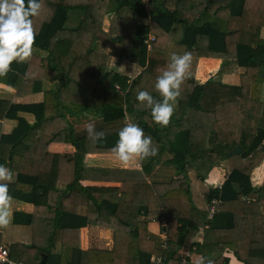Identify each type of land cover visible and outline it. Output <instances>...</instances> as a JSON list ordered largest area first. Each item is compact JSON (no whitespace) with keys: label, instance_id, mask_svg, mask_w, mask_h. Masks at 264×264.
<instances>
[{"label":"trees","instance_id":"1","mask_svg":"<svg viewBox=\"0 0 264 264\" xmlns=\"http://www.w3.org/2000/svg\"><path fill=\"white\" fill-rule=\"evenodd\" d=\"M152 2L153 8L144 0H43L41 13L34 18L33 55L25 63L13 62L11 71L0 77V83L15 88L19 96L43 93L42 101L33 104H11L0 99V165L8 166L14 174L9 194L32 204L35 211L56 212L47 248L32 242H14L6 246L0 233V245L9 250V261L24 264H177L183 258L180 249L189 233L199 231L197 224L190 229V224L182 220L184 223L177 231L169 233L167 249L157 246V255L143 253L138 240L133 241L140 238L139 232H132L136 215L141 217V208L137 207L132 219L125 218L124 214L132 211L135 194L151 188L144 178L145 167L144 173L142 170H119L124 178L116 189L84 187L79 181L85 175L79 171L85 154L112 153L118 133L127 123L126 112L136 116L144 130L160 135L157 125H149L146 116L151 115L150 110L137 106L136 91L146 90L159 99L154 89L157 70L167 66L172 53L190 52L195 60L225 57L245 72L237 85L224 82L220 73L219 78L208 79L196 87L192 76L184 82L181 95L190 92L191 96L179 99L177 107L181 119L189 120L188 126L175 131L169 138L172 140L167 142L168 148L181 157L172 164L180 172L192 162L212 167L227 159L233 148L242 147L239 155L244 162L229 173L220 188L210 189L206 199L208 202L214 197L221 200L212 220V225L216 223L212 230L218 236L226 234L230 238L235 213L226 210L224 204L251 199L250 203H245L243 211L247 241L219 240L216 245L224 249H234L238 245L234 252L245 264H264V213L260 212L264 208V183L255 186L251 178L254 168L264 158V103L260 100L264 84V38L261 36L264 0ZM188 8L192 14L188 13ZM98 13L112 15L108 30L101 28L96 19ZM98 43L107 46L109 51H97ZM113 57L136 63L141 71L131 79L109 67ZM45 84L55 86L45 87ZM87 111L94 116L84 120L105 133L100 141L89 140L86 127H76ZM20 112L34 114L35 120L29 122L18 114ZM68 114L74 117L73 122ZM4 118L17 120L10 133H2ZM176 121L179 123L178 119ZM210 121L216 126L212 136H220L217 142L212 147L193 146V141L204 140L209 134L207 129L193 127L206 128ZM61 133L77 147V152L48 151L49 142ZM63 159L72 162L68 173L73 175L67 180L54 175L62 173L59 165ZM48 164L52 165L54 173L46 169ZM83 171H91V177L100 180H113L116 174L112 169ZM61 181L66 189L59 187ZM179 189L178 185L175 191ZM65 190L70 192L66 195ZM83 191H114L119 197L113 204L106 203L112 206L108 207L96 202V194H93L94 204L83 211L78 210L79 204L70 207L66 204L65 200L70 197L71 201L80 199ZM50 193L55 196L54 201L59 199L55 209L51 208L54 201ZM128 202L130 204L126 205ZM24 216L26 221L25 218L20 220ZM30 218V212H15L13 224L30 225ZM112 218H116L115 224ZM89 224L112 229L114 246L84 250L80 233ZM203 247L204 244L198 245L196 252H201ZM155 256L164 258L155 263L152 260ZM209 259L217 264L211 256ZM221 261L220 264H229V258H221ZM188 263L191 264V257Z\"/></svg>","mask_w":264,"mask_h":264},{"label":"crops","instance_id":"2","mask_svg":"<svg viewBox=\"0 0 264 264\" xmlns=\"http://www.w3.org/2000/svg\"><path fill=\"white\" fill-rule=\"evenodd\" d=\"M145 1V0H144ZM152 5L146 4L153 8V0H150ZM100 14V13H98ZM106 15V14H105ZM108 18L110 16L109 14ZM110 16V17H109ZM109 25V24H108ZM103 29V28H102ZM106 30V29H105ZM264 30V28L262 29ZM261 36L264 38V31H261ZM103 49L109 50L107 46L103 44H97V51L100 52ZM116 60V58H112ZM111 59V60H112ZM110 60V62H111ZM109 67L115 71H118L124 75L129 76L133 79L138 73L134 74L135 72L132 65H136V63H132L128 60L124 61H116V66L110 65ZM126 62V63H124ZM197 65V66H196ZM199 65L201 70H205V74L199 70ZM206 65V67H204ZM136 67H139L136 65ZM191 68L197 67L198 70L195 69L194 73H189V76H192L194 79L193 86L199 85L207 81L208 79H215L218 77V73H220V78H223V81L230 84H239L240 82V75L245 72L244 68H241L236 62L230 61L225 59V57L219 58H208L202 57L198 60L192 59L191 61ZM190 69V68H189ZM200 71V72H199ZM189 72V70H188ZM203 76V77H202ZM218 77V78H219ZM50 84H45V87H48ZM50 86H55V84H51ZM120 88L119 84H116V88ZM80 94V92H79ZM190 97L189 93H184L180 96L179 99L186 100V97ZM0 99L9 101L11 104L21 103V104H33L42 101L43 93L37 92L25 96H19L17 94V90L12 86L5 85L0 83ZM260 100L264 103V84L262 86ZM178 106V104H177ZM177 111L175 110L174 116H172L170 124L167 127H157L160 128V135H155L151 133V131H146L142 128V125L138 124L136 121V116H131L126 112L127 115V123H137L143 130L146 136H151L153 140V144L155 147L158 148V154L154 157H151L147 160L140 161L138 159L133 160L128 164L121 163L113 153H100V152H90L85 154L83 160L81 170L79 174H84L85 177L80 179V184L84 187H104L110 188L114 187L116 189L121 185V182L124 178V173H119V170L124 169H131V170H142L143 167L146 168L147 172L145 173V180L149 183L151 188H145L144 192L135 194L133 203V209L128 214H124L125 218L132 219L133 214H136L138 210L137 207L141 208V217L137 216V219L134 221V232L140 233V238H135L138 245L144 250V252H148L150 254L157 255L158 250L156 249L157 246H162V233L165 230H168L169 233H175L177 228L182 225L184 222H188L190 224V229H192V225L197 224V227L202 226L206 221V216L209 201L206 199V195L208 191L212 188H220V184H223L226 178L228 177L229 173L236 168L239 164L244 162V159L240 155V159L233 160V156H229L227 159L222 160L220 163H216L212 167L206 166H199L196 162H192L188 164L187 168L184 171H179L172 161L175 159H181V157L173 150L168 148L169 144L167 143L170 136L177 130L181 129L182 126H188V120L182 118L178 111L180 109L176 107ZM20 116L24 117L29 122H33L35 120V115L32 113L27 112H20L18 113ZM68 118L73 122V116L68 114ZM193 115V114H191ZM94 115L91 114L89 111L85 112L81 117V123L77 124L76 127L86 126L88 122L84 119H88ZM195 116V115H194ZM147 119L149 121V125L153 127L156 125L151 115L147 114ZM178 119L179 123L176 121ZM98 121V119H97ZM99 122V121H98ZM184 123L182 125V123ZM2 124V133H10L14 127L17 125V120L15 119H8L4 118L1 121ZM215 123L209 122L206 124V128L201 125L195 126L193 128H198L199 130L207 129L209 134L203 138L204 140L199 139V141H193V146H209L212 147L220 136H212L214 134ZM169 135V136H168ZM197 137H193L196 139ZM216 141V142H215ZM48 151L55 152V153H75L77 152V147L72 143L68 142L64 138V134L61 133L53 138L48 146ZM66 161V163H64ZM48 162H52L49 160ZM72 162L68 161V159H63V163L59 165L60 170L62 173H54L51 168L52 165L48 164L46 169H49L52 173H54L55 177L59 179L67 180L68 177L72 176L73 173L69 172L70 166ZM222 166L224 171H220V167ZM8 167V166H6ZM9 168V167H8ZM86 169H112L115 171L116 174L113 176V180H100L91 177V171L84 172L83 170ZM206 170V171H205ZM64 171V172H63ZM120 174V175H119ZM194 178H198V182L194 180ZM253 185L261 186L264 183V158L260 162L258 166H256L251 175ZM178 185L181 187L177 190ZM61 189H66L65 183L61 181L59 184ZM70 191L65 190L63 191L64 194H68ZM93 194H96V202H103L105 205L106 203H115L118 201L119 194L114 191H97V192H82L80 194V199L72 200L71 197L68 200H65L66 204L70 207L75 205H80L78 210H85L90 207V204H94ZM63 195V194H62ZM52 196V199L55 197L52 193H50L49 197ZM48 197V198H49ZM64 198V197H63ZM215 198V197H214ZM217 198V197H216ZM106 199V200H105ZM213 199V198H212ZM56 199L54 203L51 205L52 209H55L57 205ZM56 202V203H55ZM95 202V203H96ZM251 199L242 198L241 201H230L224 204V208L230 212L235 213L234 217V225L231 228L232 236L231 238L226 234L222 236H218L215 231L212 229L215 228L216 223H211V227L207 229L205 232H201L198 234H191L189 233L181 247V251L184 252L191 244H194L197 248L198 245H203L201 252H195L193 257H191V264H207V260L211 256L217 264H220L221 258H229V264H245L241 261L234 252V249L238 246L235 245L234 249L223 248L219 245H216L217 241H247V234L246 226H245V217H244V208L246 207L245 203H250ZM130 204L129 202L126 205ZM108 207H112L111 205L106 204ZM68 207V208H69ZM113 209V208H111ZM264 209V208H263ZM11 217H10V224L6 228H0V233L3 236V241L5 239L8 240L7 243L4 242V245L8 246L14 242H24V243H34L38 247L47 248L51 242V236L53 232L54 220L56 216V212L53 211H38L34 210L33 205L27 202H23L17 200L15 198L11 201ZM31 213L30 218V225H14L13 224V216L14 213ZM261 213L264 211L260 210ZM37 216H43L41 219H36ZM83 216V215H82ZM27 217H20L24 221ZM113 223H116V218H112ZM84 221L83 219H81ZM182 220H185L182 222ZM168 223V229L163 228V222ZM217 221V220H216ZM219 221V220H218ZM259 223L262 222V219L258 221ZM223 223H220V225ZM40 225V226H39ZM132 227V226H131ZM209 233H206V232ZM224 233V232H223ZM114 232L110 228H104L100 226H95L89 224L88 226L82 228L80 233V239L82 241V247L84 250L90 249L92 246L89 243H94V239L97 238L96 244L100 245L98 248L103 249H111L114 246L113 241ZM153 237H155L153 239ZM102 247V245H104ZM197 251V249H196ZM221 257V258H219ZM173 262V261H172ZM215 263V262H214Z\"/></svg>","mask_w":264,"mask_h":264},{"label":"clouds","instance_id":"3","mask_svg":"<svg viewBox=\"0 0 264 264\" xmlns=\"http://www.w3.org/2000/svg\"><path fill=\"white\" fill-rule=\"evenodd\" d=\"M42 8L43 0H0V77H5L11 71L13 62L25 63L33 55L34 18L40 15ZM191 61L190 52L172 53L167 66L157 70L159 74L154 89L159 99L146 90L136 91L137 106L149 109L153 122L159 127L170 124L181 96L182 85L189 77ZM85 127L89 140L96 142L105 137V133L97 131L93 123ZM118 136L111 152L123 164L136 159L144 161L158 154L152 137L146 136L137 123H126ZM13 181L12 170L0 165V228H6L11 222L13 198L9 194V183ZM207 264L214 262L208 259Z\"/></svg>","mask_w":264,"mask_h":264},{"label":"built area","instance_id":"4","mask_svg":"<svg viewBox=\"0 0 264 264\" xmlns=\"http://www.w3.org/2000/svg\"><path fill=\"white\" fill-rule=\"evenodd\" d=\"M150 39L153 40L154 37L151 36ZM148 48L149 49L152 48V45L150 42H149ZM118 89H120V88L118 87ZM221 186H222V184H221ZM220 202H221V200L219 198L215 197V198L211 199V201L209 202V206H208V215H207L206 222L202 226L199 227L198 232L201 233L202 231H204V229L206 227H208V224L212 223V220L214 219L215 214L218 212L217 207L220 204ZM162 226H163V228L168 229V223L166 221L162 223ZM162 237H163L162 238V241H163L162 247L164 250H166L168 247V241H169L168 230H165L162 233ZM186 253L183 254V258L181 260H179L177 262V264H189L188 263V257H191V256L187 255ZM163 258H164L163 256H155L152 258V260L155 263H159L163 260ZM0 264H24V263H22V262L16 263V262L9 261V250L4 245H0Z\"/></svg>","mask_w":264,"mask_h":264},{"label":"rangeland","instance_id":"5","mask_svg":"<svg viewBox=\"0 0 264 264\" xmlns=\"http://www.w3.org/2000/svg\"><path fill=\"white\" fill-rule=\"evenodd\" d=\"M147 2V4H149L150 3V5H152V3H151V1L150 0H145V3ZM188 10V13L189 14H192L193 12H192V10H191V8H188L187 9ZM110 16H112L111 14H109ZM109 16V17H110ZM96 19H98V21L100 22V24H101V28H103V29H106V30H108V28H109V26H110V23H111V17L110 18H108V15L106 14H103V13H100V14H96ZM109 24V25H108ZM99 44V43H98ZM100 50V49H99ZM101 51V50H100ZM109 50H102L101 52H108ZM116 61H117V59L116 60H114V59H112L111 60V62H110V65H114V66H116ZM124 63H126V62H124ZM129 63H130V61H129ZM197 66V65H196ZM200 66L201 65H199V70L201 71V72H203L204 74H205V70H201V68H200ZM132 67L134 68V70H135V72L133 73V75L136 73H139L140 71H141V68H139V67H136V65H132ZM204 67H206V65L204 66ZM190 69H189V73H194L195 74V69L196 70H198V68L197 67H195V68H191V67H189ZM206 69H207V67H206ZM199 71V72H200ZM203 77V76H202ZM236 159H240V155L239 154H237V155H234L233 156V160H236ZM206 160H209V159H206ZM220 163V162H219ZM220 167V171H224V169H223V167L222 166H219ZM206 171V170H205ZM194 180L196 181V182H198V178H194ZM221 185V184H220ZM41 219V218H43V216H37L36 217V219ZM211 227V224H208V227H206L205 229H208V228H210ZM204 229V230H205ZM198 234H200V232H198ZM98 239L97 238H95L94 239V243H89V245L90 246H92V247H101L100 245H98V243L96 244V241H97ZM4 242L5 243H7L8 242V240L7 239H5L4 240ZM105 246V244L104 245H102V247H104ZM194 244H191L184 252H183V254L184 253H186L187 255H189V256H191V257H193V254L196 252V249H197V247L195 246Z\"/></svg>","mask_w":264,"mask_h":264},{"label":"water","instance_id":"6","mask_svg":"<svg viewBox=\"0 0 264 264\" xmlns=\"http://www.w3.org/2000/svg\"><path fill=\"white\" fill-rule=\"evenodd\" d=\"M240 153H242V147L240 145H238L235 148H233L231 151H229V153L227 155L231 156V155H237Z\"/></svg>","mask_w":264,"mask_h":264}]
</instances>
